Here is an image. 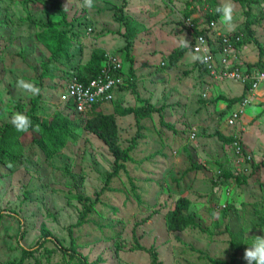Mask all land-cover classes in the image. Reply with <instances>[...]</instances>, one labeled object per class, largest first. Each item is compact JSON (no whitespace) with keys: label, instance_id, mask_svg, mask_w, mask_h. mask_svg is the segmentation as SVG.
I'll return each mask as SVG.
<instances>
[{"label":"rangeland","instance_id":"374dc122","mask_svg":"<svg viewBox=\"0 0 264 264\" xmlns=\"http://www.w3.org/2000/svg\"><path fill=\"white\" fill-rule=\"evenodd\" d=\"M25 1L0 0V128L12 125L14 113L26 115L39 96L42 118L51 120L57 114L71 119L79 116L60 99L72 73L60 68L54 78L42 77L43 64L51 55L37 42L36 35L38 24L60 21L54 12L56 0H30L24 5ZM258 1L251 5L249 19L253 37L264 51V0ZM82 2L62 0L73 25L66 29L75 33L74 66L86 64L95 48L114 50L109 55H116L127 45L124 23L117 20L116 12L142 25V31L132 41L133 60L146 48L153 49L156 38L159 46H180V41L188 40L191 33L187 19L192 18L185 16L191 0H94L92 9L82 7ZM217 2L221 4V0ZM233 2L234 28L228 30L220 19L216 23L228 35L243 33L247 21L248 6ZM203 5L192 3L190 7L196 8L199 19L208 11V6ZM173 33L182 35L174 41ZM242 37L246 41L251 38L245 33ZM250 45L253 56L260 55L258 47ZM116 56L124 67L123 79L128 83L124 91L131 93L132 106L149 101L155 108H162L161 113L143 122L147 137L139 141L137 148L136 118L117 116L120 145L122 149L136 148L132 153L135 162L128 163V173L122 171L104 191L106 176L114 171V158L97 136L81 127L76 140L47 160L33 144L34 133H25L20 138L22 153L18 162L8 167L0 163V213L4 215L0 221V264H80L63 256L52 243L22 263V249L35 247L45 231L65 247H76L92 264H152L146 251L151 248H155L162 264H208L206 256L228 261L231 240L246 249L254 237L264 236V102L256 99L255 103L249 97L243 118L233 128L227 125L226 118L221 120L225 106L218 83L206 90L205 77L181 72L160 75L159 87L152 94L148 86L141 84V78L137 90L136 86L132 90L129 62L122 55ZM137 67L142 73L146 65L137 62ZM20 78L40 88V94L31 95L17 88ZM139 91L144 100L137 98ZM222 91L238 97L243 86L225 81ZM111 102L104 113L114 112ZM249 106L260 109L251 107L254 110L250 113ZM231 111L226 112V117ZM163 121L173 128L163 125ZM216 132L235 133L247 154L243 155L236 144L221 142ZM219 162L236 175L248 178V185L239 188L227 181L216 190L211 179L219 175ZM251 162L261 166L258 171L252 169ZM193 165L201 170H191ZM130 178L141 188L137 191L139 198L132 192ZM181 197L191 200L188 212L195 216L199 227L171 233L165 216ZM230 205V214L222 217L221 210ZM88 206L93 213L84 218ZM137 243L146 250H137Z\"/></svg>","mask_w":264,"mask_h":264},{"label":"trees","instance_id":"16d2710c","mask_svg":"<svg viewBox=\"0 0 264 264\" xmlns=\"http://www.w3.org/2000/svg\"><path fill=\"white\" fill-rule=\"evenodd\" d=\"M30 0H26L24 2V5H27ZM240 2L244 6H248V11H246V17L247 21L244 26L243 33L246 34L249 38L247 41L242 37L239 42L236 44L237 50H239V47H244L247 45H250V43H254L259 51H260V58L261 60L257 62L254 65H245L248 68H260L264 70V62H262V58L264 57V51L262 48V44L253 37V31H252V21H250V14L252 12L251 5L259 3L258 0H236ZM189 5L192 4V2H188ZM55 4V10L60 17V21H52L48 20L47 22L38 24L39 31L37 33V42H39L43 47H45L50 52V58L46 63L43 64V78H54L55 77V71L61 69H66L69 72L72 73V76L75 75L78 77L79 81L84 84L88 85L90 81H93L96 79L99 75H101L103 67L105 63L107 62V58L109 57V53L101 48H95L92 50L89 61L84 65H78L74 66L73 63L75 61V56L73 52V46H75L73 43V39L75 37V33L73 30L66 29L67 27H72V23L68 20V14L66 13L62 0H56L54 1ZM198 4H203L201 1ZM208 8L210 9V12L207 11L205 13V17L203 20L195 17L193 22L194 26L191 27V34L193 36V40L198 35H204L206 37H212L215 32L210 27L211 22L217 23L219 21V15L214 13V9L219 6L217 0H208L206 4ZM203 5V6H204ZM195 9H189L185 13L186 18H191V16L196 12ZM117 20L124 23L125 33L123 36L128 40L127 45L118 51L116 55L120 56L122 55L123 58L129 62V79L131 80V86L134 87L135 85V79L136 75L134 72V60L131 57V48H132V41L134 38L137 37V35L142 31V25L137 22L130 21L126 16H124L121 12L117 13ZM202 21V22H201ZM190 28V27H188ZM217 30H220L217 26ZM243 33H236L234 36H242ZM216 40H219L217 38ZM212 42V41H211ZM187 49L185 47H180L176 49L172 54L169 56L170 64L171 66H176L177 63L183 58L184 54L186 53ZM115 55V56H116ZM201 68L204 70L205 67L201 66ZM117 77L124 78L123 72L117 73ZM127 79H125V85L120 86L114 91V100L112 102L114 103V112L106 114L104 113L103 106L105 104H110L102 102H97L94 104V106L87 112V116L91 115L88 119H85L81 117L80 113H77L75 111V108L72 105V102L66 103L67 105H70V109L74 112L79 114V116H76V118L71 119L68 116H65L63 114H57L55 115L51 120L47 118H42L39 109H40V103L42 97L39 96L38 99H36L33 102L32 109L26 114L32 121L33 127L29 129L28 132L34 133L33 138V144L38 146L40 150L42 151L44 157L47 160H50L53 158V156L58 153L59 151H62L65 149V147L76 140L78 138V130L81 127H84L86 131L89 133L97 136L99 139H101L106 147L108 148L109 153L114 158V171L106 176L107 181L105 186L103 187V190H107L109 187L110 182L115 179L116 177H119L120 173L124 171L127 172V164L128 163H134L135 157L134 150L137 148L136 146L139 145L140 140H145L147 136H144L143 131L145 127L142 125L146 118L152 117L153 114L156 112L161 113L162 108H155L154 105H152L149 101H143V104L138 107H123L122 101H119V96L124 92V88L126 86ZM128 80V81H130ZM133 83V84H132ZM136 86V85H135ZM250 85H245V92H248ZM66 90V89H65ZM65 92V91H64ZM120 93V94H119ZM119 94V96L117 95ZM136 95L139 97L138 93ZM221 100L226 101L228 104V109L232 110V108H235L236 105L239 106L244 98L245 94L241 97L234 98V99H227L225 97H220ZM61 99V97H60ZM41 100V101H40ZM140 100V97H139ZM111 102V103H112ZM73 108V109H72ZM236 110V109H235ZM233 110V111H235ZM226 111V112H227ZM231 111V112H233ZM224 111L221 115V120H224L227 113ZM85 114V115H86ZM133 115L137 120V127L139 128V134L137 137H135V149H122L120 142H119V124L117 121V116H130ZM242 118V117H241ZM238 123V122H237ZM163 125H166L168 128H173L168 123L163 121ZM237 124L231 127H235ZM38 126L39 131H36V127ZM146 132L151 134L152 132L146 129ZM27 133V132H26ZM24 132H18L13 125L11 126H5L0 128V163H2L5 166H12L16 162H18L19 157L22 153V146L20 138L24 135ZM215 137H217L221 142L225 143L226 145L233 146L236 144L241 153L243 155H246L243 148V144L239 138H237V135L233 132L230 135L223 134L222 132H216ZM254 171H258V169L261 167L259 164H254V162H251L249 164ZM216 166L218 167V173L219 175L217 178H212L211 183L216 186V190H219L221 185L225 182H234L236 184V187L242 188L243 186H247V180L248 178L244 177L243 175H236V173H233L234 171L228 167V165L219 162L216 163ZM193 169L201 170V167L193 165L191 167ZM247 167H243V170H245ZM149 181H151L149 179ZM130 187L132 189V192L135 193V196H139L137 191L138 189H141L140 186H137L135 181L130 178ZM102 190V191H103ZM103 191V192H104ZM139 198V197H138ZM191 206V200L187 197H181L179 198L172 210H170L166 214V227L167 231L171 233L175 232H184L188 228H198L199 224L196 221L195 216L188 212ZM233 206H225L222 211V217L226 218L228 214H230ZM85 215L84 218L87 217L89 214L93 213L92 207H86L85 209ZM16 218H19L16 214H13ZM4 217L3 213H0V221ZM262 223H264V219L262 218ZM86 221H83L85 223ZM228 228V227H227ZM52 243L55 246V249L59 252L63 253V256H69L70 259L78 260L80 264H92L89 262L88 258L81 254L76 247L71 246L70 248L65 247L60 240H58L56 237H54L50 232L45 231L42 235V237L37 241V244L32 249L24 248L22 249L23 257L21 259V262L23 263L28 258H30L31 255L35 254L39 250L43 249L46 244ZM75 244V242L73 241ZM146 250L142 246H140L137 243V250ZM230 249L232 253L230 254V259L222 260V259H213L206 256L208 260V264H247V262L243 259L244 251L245 249H242V247H239L235 240H231L230 242ZM150 256H151V263L152 264H162L161 261L158 258V254L155 250V248L147 249L146 250Z\"/></svg>","mask_w":264,"mask_h":264},{"label":"built area","instance_id":"2783aa9c","mask_svg":"<svg viewBox=\"0 0 264 264\" xmlns=\"http://www.w3.org/2000/svg\"><path fill=\"white\" fill-rule=\"evenodd\" d=\"M192 3L206 4L208 0H191ZM210 12V9H207ZM201 20L204 19L200 18ZM202 22V21H201ZM210 23V27L215 32L212 37L198 35L193 41L191 50L197 56H206V62H202L208 69V74L214 82L235 81L243 85H250L248 93L254 94L258 89L264 87V70L260 68H248L244 64L236 62L237 48L235 42H239L242 36L228 35L217 30ZM187 26L193 27L192 19H187ZM92 29H89L91 32ZM219 38V40H216ZM212 41V42H211ZM199 51H196V49ZM123 71V64L115 55H109L101 75L88 85L82 84L78 77L71 76L70 82L66 86L65 92L61 95V100L65 103L72 102L75 111L86 114L97 102L108 103L113 100L114 91L125 85L124 79L117 77V73ZM249 96L244 99L239 109L233 111L227 117V125L234 126L243 115V107L249 103ZM195 134L193 135V137Z\"/></svg>","mask_w":264,"mask_h":264},{"label":"crops","instance_id":"0c3cea01","mask_svg":"<svg viewBox=\"0 0 264 264\" xmlns=\"http://www.w3.org/2000/svg\"><path fill=\"white\" fill-rule=\"evenodd\" d=\"M187 7L190 9L191 5H189V3H187ZM196 16H197V14L194 13L191 16V18L194 20V18ZM154 23H157V21H154ZM152 29H154V27ZM220 32L225 33L224 32V28L220 29ZM225 34H227V33H225ZM234 34H236V33H232V35H234ZM179 35L181 36L182 33L179 34ZM179 35H176V33L175 34L173 33V36H171V37L175 41L176 40L175 38H177V36H179ZM166 36L169 37L170 35H166ZM157 40L158 39L156 38L155 44L153 45V49L148 51V48H146V50L141 51L140 55L137 58L134 59L133 67H134V72H135V75H136V79H135L136 90H137L138 82H140L139 81L140 78H141V80L144 81L141 84H143V86H145V87L148 86L152 90V91H150V92L148 91V92L150 94H152L159 87L158 83H159V79L160 78L158 79V77L160 75H180L181 72H184V74H188V75H192L194 73H196L198 75H202L203 78L204 77L206 78L204 80L205 81V85H207V89L206 90H210L211 89L212 85H214L215 82L209 76L207 67L200 60L194 59V57L197 56V55L195 53H193L191 48L189 49V48L185 47L187 49V51L184 54L183 58H181V60L177 63L176 66H171L170 60H169V56L176 49L182 47L181 44H180V46L176 45V46L164 47L163 45L159 46V44H157L158 43ZM188 41H189L190 46H191L193 44V41H194L193 40V36H192L191 33H190V36L188 35ZM249 46H251V45H247V46H244V47H241V48L239 47V50L237 51L236 62H239L241 64H245V65H254V64H256L257 62H259L261 60L259 53H258V55L255 54V56H253L254 53L251 51L252 49H250L251 47H249ZM104 49L109 54L112 51H114V50H107L106 48H104ZM113 54H116V53H113ZM189 54H191L190 56H192V57H189ZM252 59H254V60H252ZM137 62H139V63L141 62L142 64L146 65L145 69L142 70V73H141V70H139L138 67H137ZM262 62H264V57L262 58ZM164 66H166V67H164ZM201 66L205 67V69L203 70L201 68ZM128 74H129V71H128ZM145 78L147 79V81H146ZM216 83H218V85L221 86L220 90L223 93L222 97H225L227 99L238 98V97H241V96H243L245 94V97L249 96L250 98L253 99L254 102H255L256 99L260 100L259 102H264V87L261 88V89H258L254 94H249L248 92H245V85H243L241 83L242 86H243L242 94L240 96H238V97H236V96L233 97V96H230L229 94L225 93L224 91H222V84H224V82H216ZM135 85H134V87H135ZM134 87H132V90H133ZM136 93H138L139 97L141 95H144V94H140V91L136 92ZM119 94H117V95L119 96ZM139 97L137 96L138 99H139ZM140 99L144 100L141 97H140ZM119 101L123 102V107H133L132 104H131L132 97H131V93L129 91L128 92L124 91L119 96ZM135 102H136V100H135ZM107 105L108 104L103 106V110L104 111L107 110L108 107L110 109L111 106H107ZM240 105L239 106L236 105L235 108H232V111L235 110V109H239ZM223 106H225L224 109L228 107V104L226 103V101L223 102ZM254 106H249L250 107L249 108L250 113H253V110H254L251 107L260 109V107H257V106L254 107ZM224 109L222 110L221 113H224ZM247 110H248V108L246 109V112H247ZM110 112H112V111H110ZM244 115H245V113H244ZM250 117H253V115H251ZM225 118L227 119V117H225ZM251 122H253V121H251ZM261 123L263 124L264 122H261ZM246 135L247 134H245V136Z\"/></svg>","mask_w":264,"mask_h":264},{"label":"clouds","instance_id":"9594fccd","mask_svg":"<svg viewBox=\"0 0 264 264\" xmlns=\"http://www.w3.org/2000/svg\"><path fill=\"white\" fill-rule=\"evenodd\" d=\"M69 2V0H68ZM82 7L92 9L94 6V0H83ZM67 5L65 6V8ZM214 13L219 15L220 23H222L228 30L234 28V13L235 4L233 0H221V4L214 9ZM215 27V23L213 24ZM182 47H189V41L184 38L180 41ZM196 51H199L197 48ZM194 59L206 62V56H195ZM17 88L23 89L25 92L31 95H39L41 89L34 84L27 82L25 79L20 78L17 80ZM11 124L18 132H28L33 127L31 119L23 113H14L11 117ZM39 131L38 126L35 129ZM243 259L247 264H264V236L254 237L253 242L248 245L244 251Z\"/></svg>","mask_w":264,"mask_h":264}]
</instances>
